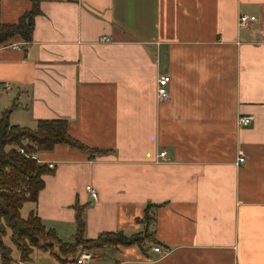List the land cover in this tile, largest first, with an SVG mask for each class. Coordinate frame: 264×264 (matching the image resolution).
Here are the masks:
<instances>
[{"label": "crops", "instance_id": "1", "mask_svg": "<svg viewBox=\"0 0 264 264\" xmlns=\"http://www.w3.org/2000/svg\"><path fill=\"white\" fill-rule=\"evenodd\" d=\"M39 3L32 41L0 44V118L31 130L64 120L86 148L36 154L54 168L22 217L35 211L64 243L75 241L79 208L87 240L149 236L82 251L85 264H264V0ZM32 9L0 0V26ZM241 16L256 20L240 26ZM12 258L59 264L42 251Z\"/></svg>", "mask_w": 264, "mask_h": 264}, {"label": "trees", "instance_id": "2", "mask_svg": "<svg viewBox=\"0 0 264 264\" xmlns=\"http://www.w3.org/2000/svg\"><path fill=\"white\" fill-rule=\"evenodd\" d=\"M41 14L39 0H33V9L23 15L18 24L0 26V44L19 36L26 43L32 41L35 19ZM10 112L0 118V251L1 264H19L12 258V249L5 244L8 231L11 241L20 253V261L30 263L35 251L51 253L59 264H74L82 251L93 252L105 247L142 245L149 236H127L123 232L104 233L99 238H84L83 209L77 211L78 231L74 243H64L55 231L48 230L37 213L27 219L21 215L26 203L37 204L45 187L43 177L52 173L48 165L33 159L38 152H50L58 145L73 148L86 147L68 132L64 120L40 121L36 130L11 126ZM23 149L25 154H21ZM147 221H151L148 215Z\"/></svg>", "mask_w": 264, "mask_h": 264}, {"label": "built area", "instance_id": "3", "mask_svg": "<svg viewBox=\"0 0 264 264\" xmlns=\"http://www.w3.org/2000/svg\"><path fill=\"white\" fill-rule=\"evenodd\" d=\"M256 20L255 17H249V16H241L239 19V25L240 26H247L249 25V23L254 22ZM102 42H110V39L107 37L102 38ZM14 50H19L20 46H13ZM169 83H170V77L169 76H162L159 78L158 80V100L160 102H167L170 98V93H169ZM253 117L252 116H242L239 118L238 123L239 126L241 127H248L249 125H251L252 121H253ZM21 154H25V151L23 149L20 150ZM167 156V153H162L160 155V158L165 159ZM33 159H36L37 162L40 164V161L33 156ZM49 168H54L53 164L49 165ZM88 193L90 194L91 198L94 201H97L99 198L98 192L92 187V186H88L87 188ZM155 252L157 253H161L162 250L159 247H156L154 249ZM74 264H85V258H79L76 263Z\"/></svg>", "mask_w": 264, "mask_h": 264}, {"label": "rangeland", "instance_id": "4", "mask_svg": "<svg viewBox=\"0 0 264 264\" xmlns=\"http://www.w3.org/2000/svg\"><path fill=\"white\" fill-rule=\"evenodd\" d=\"M23 215L25 216L26 215V210H24L23 211ZM6 240V243H8L9 244V246L11 247V249H13L14 251H15V255H17L18 254V251L15 249V247H14V245L12 244V241H11V233H10V231H8V234H7V236H6V238H5ZM2 252L0 251V264H1V254Z\"/></svg>", "mask_w": 264, "mask_h": 264}]
</instances>
